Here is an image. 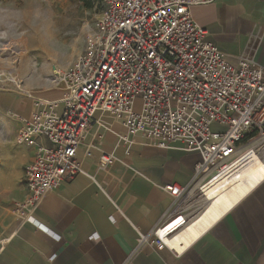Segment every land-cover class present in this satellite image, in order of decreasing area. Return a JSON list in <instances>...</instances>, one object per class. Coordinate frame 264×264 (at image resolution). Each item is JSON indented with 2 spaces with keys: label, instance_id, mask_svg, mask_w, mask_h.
I'll return each instance as SVG.
<instances>
[{
  "label": "built area",
  "instance_id": "obj_1",
  "mask_svg": "<svg viewBox=\"0 0 264 264\" xmlns=\"http://www.w3.org/2000/svg\"><path fill=\"white\" fill-rule=\"evenodd\" d=\"M216 1L100 0L82 52L68 70L54 72L66 88L62 112L49 107L33 113L15 136L17 145L36 147L38 139L50 144L37 146L24 170L27 197L15 205L20 225L40 228L33 217L40 201L83 174L76 152L97 112L120 121L122 142L140 135L159 147L180 143L199 155L192 184L165 187L173 208L139 244L152 239L157 249H167L158 238L161 230L184 227L231 171L264 161V64L255 62L257 48L247 45L232 66L192 19V7ZM7 81L20 89L16 80ZM135 100L142 103L139 112L132 109ZM113 161V152H102L98 169Z\"/></svg>",
  "mask_w": 264,
  "mask_h": 264
},
{
  "label": "crops",
  "instance_id": "obj_2",
  "mask_svg": "<svg viewBox=\"0 0 264 264\" xmlns=\"http://www.w3.org/2000/svg\"><path fill=\"white\" fill-rule=\"evenodd\" d=\"M191 15L230 65L249 44L264 64V0H217L192 7ZM65 99L62 83L33 94L0 91V264H264V179L180 255L152 239L139 244L173 208L165 187L192 184L199 155L140 135L122 142L126 129L102 112L76 152L83 174L40 201L33 213L40 228L20 225L15 205L27 197L24 170L37 146L50 144L17 145L15 136L33 113L51 107L59 115ZM141 107L135 100L133 111ZM102 152H113L114 161L98 169Z\"/></svg>",
  "mask_w": 264,
  "mask_h": 264
},
{
  "label": "rangeland",
  "instance_id": "obj_3",
  "mask_svg": "<svg viewBox=\"0 0 264 264\" xmlns=\"http://www.w3.org/2000/svg\"><path fill=\"white\" fill-rule=\"evenodd\" d=\"M6 2L0 0V4ZM90 2L91 8H87ZM14 3L27 10L26 22L19 25L25 35L18 44L0 39V75L6 81L0 84V91L44 92L59 83L54 80V72L68 70L82 52L85 37L98 18L100 0H14ZM85 25L81 39L79 32ZM51 45L70 47L53 57ZM10 79L19 82V90L7 81Z\"/></svg>",
  "mask_w": 264,
  "mask_h": 264
},
{
  "label": "bare ground",
  "instance_id": "obj_4",
  "mask_svg": "<svg viewBox=\"0 0 264 264\" xmlns=\"http://www.w3.org/2000/svg\"><path fill=\"white\" fill-rule=\"evenodd\" d=\"M263 179L264 161L231 171L223 181L209 190V202L194 220L182 228H173L177 223L170 225L158 233V238L167 250L180 255Z\"/></svg>",
  "mask_w": 264,
  "mask_h": 264
},
{
  "label": "clouds",
  "instance_id": "obj_5",
  "mask_svg": "<svg viewBox=\"0 0 264 264\" xmlns=\"http://www.w3.org/2000/svg\"><path fill=\"white\" fill-rule=\"evenodd\" d=\"M28 13L25 7L17 6L14 0H7L0 4V39L9 40L12 43H20L24 37V32L19 30V25L26 22ZM84 29L79 32V38H83ZM70 45H51L50 52L53 57H57L62 50H66Z\"/></svg>",
  "mask_w": 264,
  "mask_h": 264
},
{
  "label": "trees",
  "instance_id": "obj_6",
  "mask_svg": "<svg viewBox=\"0 0 264 264\" xmlns=\"http://www.w3.org/2000/svg\"><path fill=\"white\" fill-rule=\"evenodd\" d=\"M84 1V0H83ZM90 1V0H89ZM87 8H91V2L87 4Z\"/></svg>",
  "mask_w": 264,
  "mask_h": 264
}]
</instances>
